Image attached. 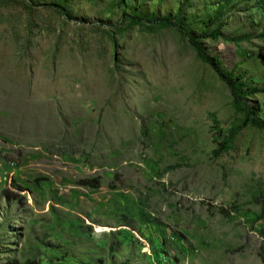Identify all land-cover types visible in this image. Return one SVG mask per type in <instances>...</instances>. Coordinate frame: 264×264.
Masks as SVG:
<instances>
[{
  "label": "rangeland",
  "instance_id": "374dc122",
  "mask_svg": "<svg viewBox=\"0 0 264 264\" xmlns=\"http://www.w3.org/2000/svg\"><path fill=\"white\" fill-rule=\"evenodd\" d=\"M176 12L264 85V0H0V264H264V129Z\"/></svg>",
  "mask_w": 264,
  "mask_h": 264
},
{
  "label": "trees",
  "instance_id": "16d2710c",
  "mask_svg": "<svg viewBox=\"0 0 264 264\" xmlns=\"http://www.w3.org/2000/svg\"><path fill=\"white\" fill-rule=\"evenodd\" d=\"M136 22H140L141 18L137 15L132 17ZM147 19L151 21H156L161 24H170L175 26L193 45L195 48L197 55L208 62L211 67L216 71L218 76L226 83L228 86L230 93L232 95V99L235 105L240 107L244 111V117L241 120L240 124L233 129L230 130V136H234L241 128L252 125L260 129H264V120L260 118L257 114V109L252 104H250L246 100V96L256 92H264V85H253L246 80H240L244 75V72H240L237 75H233L231 72H228L220 67L218 58L216 56H208L203 51V47L200 44L198 37L211 35L216 37L220 35V23H216L218 19V15L214 13L211 16L210 24H215L212 29L208 32L206 29H202L200 33L195 34L190 28V22H183L180 18V13L176 12L174 15H164V16H155L153 14L147 15ZM207 21V22H208ZM209 25V24H208ZM258 36L264 35V29H261ZM198 36V37H197ZM226 142L222 141L218 148L215 149L214 152H220L223 148H225ZM6 264H33L29 262H20L18 260H10Z\"/></svg>",
  "mask_w": 264,
  "mask_h": 264
}]
</instances>
